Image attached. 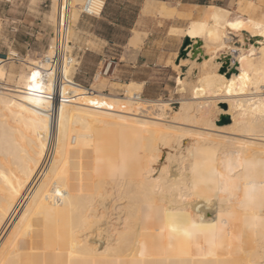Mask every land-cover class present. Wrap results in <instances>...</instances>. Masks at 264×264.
<instances>
[{"label":"bare ground","instance_id":"1","mask_svg":"<svg viewBox=\"0 0 264 264\" xmlns=\"http://www.w3.org/2000/svg\"><path fill=\"white\" fill-rule=\"evenodd\" d=\"M75 1L53 0L56 24L60 14L70 24ZM151 9L175 12L164 2ZM255 11L251 0L234 12L201 9L183 32L187 59L197 41L224 55L202 60L192 96H237L220 132L205 119L212 103L196 105L200 140L180 151L194 157L159 163L161 146L181 144L156 123L166 104H151L153 118L144 100L124 104L75 85L73 60L57 67L54 46L15 87L0 67V264H264V157H255L264 154V16ZM211 133L225 145L220 156L208 148Z\"/></svg>","mask_w":264,"mask_h":264},{"label":"rangeland","instance_id":"2","mask_svg":"<svg viewBox=\"0 0 264 264\" xmlns=\"http://www.w3.org/2000/svg\"><path fill=\"white\" fill-rule=\"evenodd\" d=\"M103 1L105 2V7L99 18H92L89 16H84L83 18V54L80 52L77 53L78 51L74 48V45H72V48H69V52H71V49L74 48L72 51V55L74 57L72 64L75 66L71 67L72 80L74 83L82 87L91 88L94 85L98 91L105 95L119 97L125 96L127 83L134 82L140 84L139 89L136 90L135 93L137 94L138 92V98L150 104L149 105L147 103L145 106L149 105L152 107L151 109L146 106L147 110L149 108L151 111H148V115L150 116V113H153L154 111L156 112L155 109H158L153 106L155 103L166 104L164 105L163 110L160 111L158 109L156 112L158 116L154 115V112L151 114V117L154 116L153 118H155V116H157L156 119H158V121L156 123L158 126L163 130L167 129L171 131L175 140L179 138V141L181 142L180 147H177V150L172 148L171 145H173V142L168 146H161V157L159 159V163H163L165 157H167L166 155L171 156L170 154H175L176 157H194L189 153L180 155V151L192 143V141L200 140V138L192 131L195 127H200L201 125L199 118L193 116L197 111L196 105L208 102L212 103L213 106L207 109V112L204 113L205 119L211 126L210 130L220 132L221 130H226L225 126L232 123L230 122L229 124L221 125L220 118L222 115H233L234 109L232 104H234L237 96L234 93L226 94L223 91H220L215 95L206 93L199 98L192 96L191 89L195 85L196 73L201 68L200 63L202 60L205 59L209 62L211 60L214 61L216 58H220L215 60V62L219 63L218 60H222L221 58L224 57V55H222V51H219L217 55H215V53H209L208 49L201 44L200 47H203V49L198 51V48H192L193 51L191 58L187 59V57L182 56V49L186 40L183 32L186 30L190 22L195 19V13L197 11H201V9L210 10L213 6H216L234 12L238 10L239 2H243L245 0H151L155 2L154 6H158L161 2L166 3L170 7L173 6L175 10L173 14L171 13V15L167 14L160 16L157 14L156 10H151V12L146 15L142 14V7L145 5L147 0ZM251 1L256 7V11L252 17L255 20H259L264 16V0ZM82 2L84 3V0H82ZM81 6L82 3L79 7H77L79 8L77 9V18L80 14ZM53 11V14H57V7H55L54 4ZM40 12L46 16V20L49 23L48 26L51 30L50 37H47L45 49L30 52L27 56H21L13 49H0V57L6 58L7 56V58H9V66L16 69L17 73L24 72L29 75L28 71H32V69H28V65L26 63L30 59L37 60L38 63L51 60L47 58V51H49L50 45L54 46L53 34L55 26L54 15L53 18H51L52 0H43L40 5ZM243 15L246 16L245 13H243ZM108 23H113L114 26H110ZM74 26L75 24H72L71 22L69 27L70 37L68 36V40L71 44H76V41H78L80 37V34L77 33ZM135 33L139 36V39L135 42H131L129 39V46L132 48H139L143 39H145L146 48L148 50L147 59L150 64L148 67H143L141 66L142 64L139 63L141 65H139L135 70L133 80L118 81L114 79L115 76L113 75L116 63L118 62L115 56V54H117V50L119 49L118 45L125 44L128 38H131ZM243 38L248 39L249 35L244 33ZM237 39L233 41V45L235 47H239L241 45ZM103 40L112 41L116 45L114 46L115 50H113V55L105 58H103L101 51L99 50L102 43L101 41ZM0 41V45L5 44V40ZM193 52L198 54L193 55ZM9 53L17 54V59H12L11 56H9ZM200 54L201 56H197ZM43 58L45 59L43 60ZM111 60H113V65L109 71V75L103 76L105 66ZM194 60L195 62L192 66L191 61ZM257 60L258 55L256 54L249 60V66L254 65ZM6 66H8V64H6ZM241 67L245 68L246 65H241ZM211 76L213 77V74ZM224 78L227 79V77ZM178 79L182 82V87L180 84H177ZM143 80L147 81L146 85L143 84ZM220 80L219 75L217 76L216 81L219 82ZM4 84L5 82L0 80V85ZM191 84L194 85L192 86ZM188 86H192L190 90ZM183 103L191 106L185 111H179V108ZM131 104L135 103L132 102ZM145 106L143 107L144 109ZM147 110H145V113H147ZM208 139V148H210V153L216 151V153L213 154L216 156L222 155L225 145L220 142V136L217 133H211ZM255 157H264V154L262 152H257ZM205 218L206 221L209 222L211 220V215L207 214ZM101 239L102 237L100 240Z\"/></svg>","mask_w":264,"mask_h":264},{"label":"crops","instance_id":"3","mask_svg":"<svg viewBox=\"0 0 264 264\" xmlns=\"http://www.w3.org/2000/svg\"><path fill=\"white\" fill-rule=\"evenodd\" d=\"M25 1V2H24ZM78 1V3H77ZM43 0H0V40H5V44L0 45V49H13L16 50L21 56H27L30 52L40 51L41 49H45V45L47 43V37H50L51 30L48 26V22L46 20V16L40 12V5ZM73 8V18L70 20V23L75 24L74 28L77 33L80 34L79 40L76 41L74 48L77 49V53L83 54V18L84 16L79 14L77 18V7L83 2L82 0H76ZM154 3L151 0H147L145 6H149V11L147 13L142 14L146 15L151 12V8H154ZM163 3V2H161ZM53 0H52V14L51 18L54 15V26H56V15L53 14ZM142 7V9H144ZM76 14H75V13ZM110 26H114L113 23H108ZM136 25V24H135ZM70 27V24H69ZM135 42L139 39V36L135 33L131 38L129 37L127 42L122 45H118L119 49L117 50V54H115L117 63L116 68L113 73L115 76L114 79L118 81H128L133 80L135 75V70L138 68L139 65L143 67H148L150 62L148 61V50L146 48V40L143 39L142 44L139 48H132L129 46L128 41ZM1 42V41H0ZM100 51L103 58L109 57L113 55V50L115 43L112 41L103 40L101 41ZM51 47V45H50ZM49 47V49H50ZM112 47V48H111ZM48 52V51H47ZM79 55V54H78ZM45 56V55H44ZM43 56V57H44ZM40 60V59H39ZM29 62H37V60L30 59L26 64L28 65ZM141 63V64H139ZM8 64V66H6ZM6 66L8 70L10 69L11 78V86L15 87L18 83L20 75H25L29 77L31 75V71L29 75L24 72H16V69H13L12 66H9V58L0 57V67ZM73 64L71 65V67ZM72 69V68H71ZM81 72V71H80ZM71 81H74L71 78ZM2 80L6 83L7 79L5 76ZM147 81L143 80V84L146 85ZM75 85L88 90H93L96 95H102L108 100L118 101V102H130L131 99H140L138 95L134 96L135 91L139 89L140 84L131 82L127 83L126 87L130 85L136 86L132 95H127V89L125 90V96H112V95H105L102 92L98 91L96 87L93 85L91 88L82 87L76 83ZM136 84V85H135ZM145 89V88H144ZM114 97V98H113ZM137 97V98H136ZM121 99V100H120ZM141 100V99H140ZM132 101V100H131ZM142 101V100H141ZM146 102V101H145ZM122 106H125V105Z\"/></svg>","mask_w":264,"mask_h":264},{"label":"built area","instance_id":"4","mask_svg":"<svg viewBox=\"0 0 264 264\" xmlns=\"http://www.w3.org/2000/svg\"><path fill=\"white\" fill-rule=\"evenodd\" d=\"M105 2L103 0H84V3L81 6L80 14L83 16H89L92 18H99L104 10ZM67 26H69L68 18L66 15L64 17L60 14L58 17V23L56 24L54 28V61L55 65L57 67L60 66V64L63 61V58H68L74 60V57L72 55V51L69 52V48H72V44L67 38L66 35V29ZM9 56H11L12 59L16 60L18 55L9 53ZM7 57V56H6ZM45 58H43L44 60ZM113 65V60L108 62L105 66V69L103 71V76H108L109 71ZM75 66V65H74Z\"/></svg>","mask_w":264,"mask_h":264},{"label":"water","instance_id":"5","mask_svg":"<svg viewBox=\"0 0 264 264\" xmlns=\"http://www.w3.org/2000/svg\"><path fill=\"white\" fill-rule=\"evenodd\" d=\"M190 43V40L188 39V38H186V40H185V43H184V45H183V49H182V56H184V57H186V55H187V53H188V51H186V46L188 45ZM201 46V44H200V42L199 41H197V44L196 45H194V47H195V49L196 48H199ZM194 54H198V53H196V52H193V55ZM219 62L221 61V60H218ZM227 64H228V58H226L225 59V61L222 63V67L220 68V71H219V73H224V71H225V67L227 66ZM234 72H236V71H234ZM230 75H227V77H229ZM224 109H225V105H224ZM220 124L221 125H223V124H229L231 121H230V117H228V116H224V115H222L221 116V118H220Z\"/></svg>","mask_w":264,"mask_h":264},{"label":"snow or ice","instance_id":"6","mask_svg":"<svg viewBox=\"0 0 264 264\" xmlns=\"http://www.w3.org/2000/svg\"><path fill=\"white\" fill-rule=\"evenodd\" d=\"M33 79H35V74L33 75Z\"/></svg>","mask_w":264,"mask_h":264}]
</instances>
